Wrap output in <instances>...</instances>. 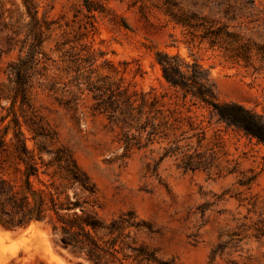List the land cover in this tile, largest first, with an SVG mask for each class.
<instances>
[{
  "label": "rangeland",
  "instance_id": "374dc122",
  "mask_svg": "<svg viewBox=\"0 0 264 264\" xmlns=\"http://www.w3.org/2000/svg\"><path fill=\"white\" fill-rule=\"evenodd\" d=\"M32 1L37 24L22 0H0V135L15 112L38 167L31 188L82 203L65 167L75 165L78 177L87 178L94 194L85 213L76 212L98 223L91 234L108 251L100 264H264V146L182 99L154 62L157 50L195 59L220 101L264 116V0H176L206 25L227 26L237 38L233 47L247 48L248 61L205 42L188 46L164 0H89L101 12H88L84 0ZM31 48L38 64L29 71L27 102L12 104L9 65L26 59ZM88 75L128 95L150 93L166 125L151 140L142 132L138 144L125 149L124 134L136 133L97 109ZM11 136L10 130L6 140ZM39 143L47 148L38 150ZM174 145L178 153L160 159ZM181 151L202 166L184 170ZM24 172L7 146L0 174L19 193ZM70 248L45 221L24 230L0 227V264H97Z\"/></svg>",
  "mask_w": 264,
  "mask_h": 264
},
{
  "label": "trees",
  "instance_id": "16d2710c",
  "mask_svg": "<svg viewBox=\"0 0 264 264\" xmlns=\"http://www.w3.org/2000/svg\"><path fill=\"white\" fill-rule=\"evenodd\" d=\"M253 2L254 0H250L252 5ZM22 3L31 22L37 24V11L33 1L22 0ZM84 3L88 12L102 11L92 6L89 0H84ZM164 5L165 14L170 21L180 27L183 34L188 37L185 41L188 46L194 45L196 41L198 44L205 42L210 48H224L231 53L230 58H242L244 61H248L247 48L244 45L233 47L237 38L232 32L227 31V26L213 28L212 24L206 25L195 11L182 12L178 8L176 0H164ZM229 10L230 5L223 11L225 16L228 15ZM230 19H233V16ZM34 55L35 51L31 48L26 59L9 65V82L13 84L12 104L17 99H19L20 105L27 102L29 71L38 64V62H34ZM85 61L92 65L95 59L90 61V58H86ZM154 62L159 67L164 82L178 92L182 99H188L193 105L201 104L207 107L216 123L223 124L226 128L235 130L264 146V116L239 103L220 101L216 96L214 83L207 70L198 61L187 60L177 53L170 54L157 50ZM90 73L92 71L88 72V74ZM85 79L87 89L93 92L97 109L107 114L109 122L119 125L126 132L133 130L136 133V135L124 134L125 149L137 145L138 137L142 132H146L147 138L151 140L158 134V129L166 125V119L161 116V110L156 108V97L151 96L150 93L140 92L128 95L126 89L121 90L118 84L112 83L104 87V83L98 84L100 80L92 81L89 75ZM112 86L114 87L112 88ZM136 95L137 98H133ZM10 130L12 136L6 140ZM7 146H11L17 159L25 164V188L22 193H19L10 181L0 174V227L7 231L24 230L31 223L45 221L51 225L53 232H59V240L63 247L70 246L73 253L76 250L78 252L85 251L91 259L100 264L103 254L108 251H105L91 234V232L95 233L98 223L95 219L87 215L82 217L76 212V209L79 208L84 214L87 200L94 194V188L87 185V178L84 177L82 180L78 177V169L75 165L72 168L65 167L67 174L80 186L78 190L83 197L82 203L77 198L71 200L68 195L62 196L50 193L45 189L31 188L29 177L36 175L38 167L29 155L30 150L26 145L15 112H13L11 122L4 127V131L0 135V154L6 151ZM37 148L38 150L46 149L47 145L39 143ZM178 151V146H169L164 150L160 159L176 155ZM180 155L179 165L184 170H195L202 166L187 152L181 151ZM112 231L111 228L110 233Z\"/></svg>",
  "mask_w": 264,
  "mask_h": 264
}]
</instances>
